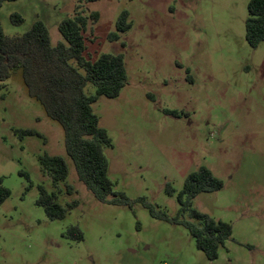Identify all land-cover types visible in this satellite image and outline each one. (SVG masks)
<instances>
[{"label":"rangeland","instance_id":"obj_1","mask_svg":"<svg viewBox=\"0 0 264 264\" xmlns=\"http://www.w3.org/2000/svg\"><path fill=\"white\" fill-rule=\"evenodd\" d=\"M249 2L18 0L2 6L7 36H21L41 20L54 46L64 42L63 20L97 13L84 32L85 57L122 55L128 74L118 98L101 96L93 104L112 139L105 154L115 192L145 198L176 217L187 177L206 167L224 186L200 194L193 208L230 224L233 235L210 261L183 225L154 219L140 203L98 201L78 179L62 126L29 96L16 69L0 89V186L10 191L0 205V264H264V42L254 49L246 41ZM124 11L132 28L111 40ZM14 14L24 23L12 22ZM85 92L96 89L88 85ZM27 130L37 134L23 135ZM43 156L65 158L72 194L64 183L53 187ZM40 187L55 192L64 207L79 204L52 221L37 204ZM71 226L79 227L82 242L68 236Z\"/></svg>","mask_w":264,"mask_h":264},{"label":"trees","instance_id":"obj_2","mask_svg":"<svg viewBox=\"0 0 264 264\" xmlns=\"http://www.w3.org/2000/svg\"><path fill=\"white\" fill-rule=\"evenodd\" d=\"M18 0H0V9L7 2ZM96 2L100 0H79ZM129 13L120 14L116 33L111 40H119L120 34L128 32L132 25ZM88 19L98 20L97 13L85 17L78 13L59 24V32L64 42L52 45L50 31L46 24L37 20L21 36L10 37L4 33L0 20V89L6 88V82L14 70L21 69L23 82L29 96L44 108L48 118L58 122L65 133V150L74 165L78 179L101 203L121 205L132 208L135 203L146 207L151 216L160 221L183 225L191 234L199 250L210 261L219 258L220 250L232 239L233 227L223 221H217L193 208L194 200L203 193L218 192L224 183L210 169L202 167L191 173L183 190L178 195L180 210L176 217H170L145 198L130 200L125 193L115 192L114 183L109 176V161L106 148L112 147L108 131L100 126L99 117L93 111V104L99 97L118 98L128 83V74L122 55L104 54L97 61L85 57L86 41L84 32ZM12 22L23 24L24 19L17 14ZM246 26V41L256 49L264 42V0H250ZM81 69L85 74L81 73ZM88 85L96 89L95 95H87ZM177 117V111H166ZM23 135H36L33 130L22 132ZM44 171L49 175L52 185L57 188L64 183L71 194L74 188L67 184L70 166L62 156H43L39 158ZM167 192L173 194L171 186ZM10 197V191L0 186V205ZM37 204L44 208L47 217L60 220L69 210L77 207L74 201L67 207L58 202L54 192L50 194L40 187ZM189 215L194 222L182 220ZM68 236L78 242L84 240L83 233L77 226H71Z\"/></svg>","mask_w":264,"mask_h":264}]
</instances>
